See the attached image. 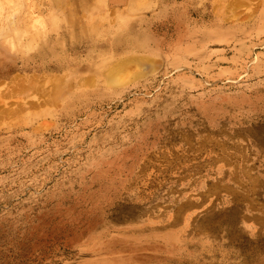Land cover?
Instances as JSON below:
<instances>
[{"label":"rangeland","instance_id":"1","mask_svg":"<svg viewBox=\"0 0 264 264\" xmlns=\"http://www.w3.org/2000/svg\"><path fill=\"white\" fill-rule=\"evenodd\" d=\"M79 1L0 14V264H264V0Z\"/></svg>","mask_w":264,"mask_h":264},{"label":"bare ground","instance_id":"2","mask_svg":"<svg viewBox=\"0 0 264 264\" xmlns=\"http://www.w3.org/2000/svg\"><path fill=\"white\" fill-rule=\"evenodd\" d=\"M220 3L224 0H218ZM97 1H91V0H82L78 3L74 4L73 7L67 12L68 15H65L66 20L68 21V24H76L82 21L83 16L80 15L79 12H84L86 14L91 15L93 8V3ZM139 4V0H130L128 7L130 8H136ZM223 6L225 7L227 16L230 20H239L236 8L227 7V4L224 3ZM29 0H0V14L5 12L6 10H9V13H12L11 17L16 18L17 21L20 24L21 22H25L26 19L29 18ZM230 10L227 12V10ZM65 11V9H63ZM7 14V13H5ZM24 15V16H23ZM1 16V15H0ZM4 18V14L2 16ZM0 17V18H1ZM124 23V22H121ZM13 22L11 20V30L9 33L3 34L4 42L7 43L8 46L12 47L13 49H17L21 51L22 53L26 50H31L33 48V45L35 43V38L31 34L29 30H24L22 27H17L15 29ZM125 25H122V30H124ZM33 37V38H32ZM22 38L28 39L27 44L23 46ZM121 61V60H120ZM119 60L109 65V70L104 74L106 78V83L109 85H122L125 78L130 77V82H133L137 80L138 77H143L142 73H136L132 71H128V68H130L131 65L141 66L144 63V60H122L120 62ZM127 82V83H130ZM54 92V91H53ZM46 92L43 90V86L41 84V81L37 77H29V78H21V77H15L13 78L7 86L0 89V99H4L6 97H19L21 95H40V97H43V95ZM54 95L49 96L47 103H50ZM40 105V104H39ZM30 109H33L35 106L28 105ZM27 109V108H25ZM15 110V111H14ZM17 111H21V109H12L10 107H7L5 109H0V126L3 124H7V126H11L12 119L11 117L13 114H15ZM1 120L3 121L1 124ZM9 121V122H6ZM43 127H40L39 129H42Z\"/></svg>","mask_w":264,"mask_h":264}]
</instances>
